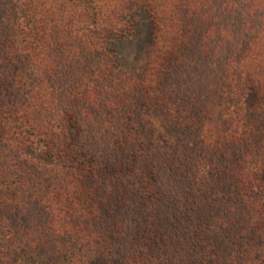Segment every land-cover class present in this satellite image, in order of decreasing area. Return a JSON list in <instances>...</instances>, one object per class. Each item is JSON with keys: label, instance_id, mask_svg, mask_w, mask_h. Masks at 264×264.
Here are the masks:
<instances>
[{"label": "trees", "instance_id": "16d2710c", "mask_svg": "<svg viewBox=\"0 0 264 264\" xmlns=\"http://www.w3.org/2000/svg\"><path fill=\"white\" fill-rule=\"evenodd\" d=\"M0 264H264V0H0Z\"/></svg>", "mask_w": 264, "mask_h": 264}, {"label": "rangeland", "instance_id": "374dc122", "mask_svg": "<svg viewBox=\"0 0 264 264\" xmlns=\"http://www.w3.org/2000/svg\"><path fill=\"white\" fill-rule=\"evenodd\" d=\"M144 16L142 15V17L140 18V20H141V22H142V24H143V22H144Z\"/></svg>", "mask_w": 264, "mask_h": 264}]
</instances>
